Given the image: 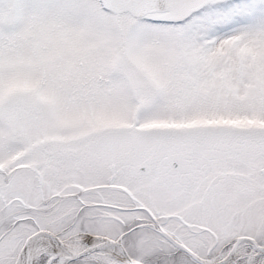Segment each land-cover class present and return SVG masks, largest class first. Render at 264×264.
Returning a JSON list of instances; mask_svg holds the SVG:
<instances>
[{
    "label": "snow or ice",
    "instance_id": "6c2138e0",
    "mask_svg": "<svg viewBox=\"0 0 264 264\" xmlns=\"http://www.w3.org/2000/svg\"><path fill=\"white\" fill-rule=\"evenodd\" d=\"M0 264H264V0H0Z\"/></svg>",
    "mask_w": 264,
    "mask_h": 264
}]
</instances>
